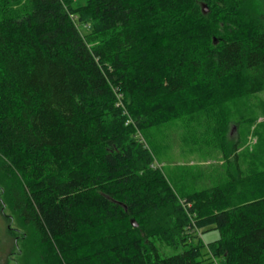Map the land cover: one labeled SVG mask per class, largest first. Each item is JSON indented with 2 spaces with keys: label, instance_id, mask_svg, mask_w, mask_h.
<instances>
[{
  "label": "trees",
  "instance_id": "trees-1",
  "mask_svg": "<svg viewBox=\"0 0 264 264\" xmlns=\"http://www.w3.org/2000/svg\"><path fill=\"white\" fill-rule=\"evenodd\" d=\"M248 1L0 0V213L30 229L9 221L13 250L27 240L32 264H264V158L249 148L264 146V100L251 104L264 16ZM172 124L223 154L226 180L173 184L156 157ZM211 230L209 244L193 235ZM158 242L188 248L162 259Z\"/></svg>",
  "mask_w": 264,
  "mask_h": 264
},
{
  "label": "rangeland",
  "instance_id": "rangeland-1",
  "mask_svg": "<svg viewBox=\"0 0 264 264\" xmlns=\"http://www.w3.org/2000/svg\"><path fill=\"white\" fill-rule=\"evenodd\" d=\"M248 3L257 15L264 16V0H249ZM261 100H264V94H261L258 98L252 101L251 104L258 105ZM261 120H263V118ZM180 127L181 124H172L171 129L167 127L165 129L166 132L158 138L156 148L157 163L164 168L165 172L170 176L173 184L177 188L179 187L178 183L180 181L178 180V177L181 173L186 176L189 175L185 182L190 188L196 186L194 183H200L202 186H209L218 181L226 180L227 163H225L223 159V154L219 150H216L214 155H212L213 150H211V154L206 151V153L202 155L200 150L197 149V146L190 140L186 144H183L181 141H177L175 131H177ZM237 134V128L233 127L231 135L237 136ZM177 136H179V134H177ZM249 142L250 149H252L253 146V148L259 146L260 151L263 153L262 157L264 158V146L260 143L256 145V138L253 137ZM242 148L241 151L244 152ZM246 159L247 156L245 155L240 162L242 167L246 166L248 162ZM233 160L234 157H232V161ZM191 173L194 174L196 180L191 178ZM5 212L7 215L13 216V218L12 220L8 219L5 221L0 213V264H32L33 256L27 255L23 252V250L20 251L22 247L23 249L25 248L28 241L24 240V238H19L20 240L17 242L18 248L13 250V244H16V239H14V236L13 239H11L7 234V227L10 220L12 228L17 232L16 237H24V234L29 235L30 229L24 226L18 219V216L13 215L9 208H6ZM193 235L201 237L205 244H209L220 237V233L217 230L194 232ZM195 242H198V238L195 239ZM187 248L188 246H184L183 244H179L174 247L160 244L158 242L156 243L157 252H154L153 256H159L164 259L181 254ZM212 264H224V261L219 259L217 262H213Z\"/></svg>",
  "mask_w": 264,
  "mask_h": 264
},
{
  "label": "water",
  "instance_id": "water-1",
  "mask_svg": "<svg viewBox=\"0 0 264 264\" xmlns=\"http://www.w3.org/2000/svg\"><path fill=\"white\" fill-rule=\"evenodd\" d=\"M132 224H133V226H134L135 228L138 227V223H137L135 220H132Z\"/></svg>",
  "mask_w": 264,
  "mask_h": 264
}]
</instances>
